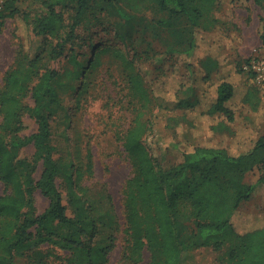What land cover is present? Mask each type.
<instances>
[{
	"label": "rangeland",
	"instance_id": "374dc122",
	"mask_svg": "<svg viewBox=\"0 0 264 264\" xmlns=\"http://www.w3.org/2000/svg\"><path fill=\"white\" fill-rule=\"evenodd\" d=\"M4 2L0 0V10ZM117 6L123 7L131 19L120 15ZM3 9L9 15L0 32V90L24 39H27L31 57L42 55L43 67L61 73L59 103L51 117L54 157L61 167L57 185L70 216L84 213L95 220L94 235L85 236V242L92 245L114 242L105 264H134L124 257L127 237L124 189L133 175L124 135L138 113L140 101L130 81L133 70L125 66L123 56L134 60L147 87L153 91L156 87L163 90L167 100L180 96L189 103L188 107L177 109L184 115L181 119L184 125L178 126L175 132L164 128L163 139L150 143L157 161L163 157L168 162L179 160L180 148L191 149L195 143L226 146L236 153L245 145L253 146L264 133V84L257 83L245 69L241 72L238 69L251 57L264 54V4L255 0L246 3L225 0L216 10L220 19L218 26L198 33V47L192 57L166 53L170 46L188 47L191 27L184 18L175 20L170 27L160 25L158 21L168 15L160 10L156 0H114L113 3L97 0L78 26L75 39L68 42L59 55L52 52V48L68 29L42 35L34 31L35 20L48 13L42 0H17ZM59 10L66 24L72 22L75 14L72 6H60ZM73 54L82 62L78 74ZM203 61L205 67L201 64ZM207 65L214 70L217 79L226 74L236 86L233 106L241 128L238 133L235 128L219 129L218 133L212 128L218 121L205 110L216 93L211 85L214 80L204 77L205 69H209ZM147 69H150L149 74ZM25 104L20 134L31 135L38 128L31 114L34 104L31 96L26 98ZM158 110L154 102H149L143 119ZM1 118L2 115L0 121ZM191 120L200 124L194 130ZM177 141H180L179 148L169 145ZM19 157L32 162L33 177L37 180L43 161L36 156L34 145L21 148ZM263 176L264 164L247 172L246 181L255 185V191L240 207L244 215L257 216V220L264 219ZM4 191L5 184L0 179V196ZM33 201L37 214L50 205V200L39 189L35 190ZM35 234L34 241L38 243L32 247L49 251L47 261L75 264L70 262L67 250L41 241L47 233L42 237ZM30 254L31 249L19 250L15 264H35Z\"/></svg>",
	"mask_w": 264,
	"mask_h": 264
},
{
	"label": "trees",
	"instance_id": "16d2710c",
	"mask_svg": "<svg viewBox=\"0 0 264 264\" xmlns=\"http://www.w3.org/2000/svg\"><path fill=\"white\" fill-rule=\"evenodd\" d=\"M16 1L5 0L4 7ZM42 1L48 13L35 20L34 31L42 35L68 29L52 48V52L59 55L66 44L75 39L78 26L97 0ZM224 1L156 0L160 10L168 15L158 21L160 25L170 27L175 20L184 18L191 27L188 47L170 46L166 53L192 57L198 47V33L218 26L220 19L216 10ZM255 1L264 4V0ZM66 5L75 11L68 24L59 10ZM3 8L0 10V32L9 15ZM116 10L127 20L131 19L123 7L117 6ZM42 59L40 54L31 57L27 39L22 40L14 65L6 71L0 90V179L5 184L0 196V264H15L16 253L25 249H31L35 264H55L47 261L49 251L32 247L38 243L34 241L35 233L40 237L47 233L41 241L67 250L71 263L105 264L114 242L86 243L84 237L94 235L95 220L84 213L70 216L57 185L61 167L54 157L56 147L51 139V117L59 103L61 73L43 67ZM72 59L78 74L82 62L74 54ZM122 59L125 66L133 70L130 81L140 101L138 113L124 135V147L133 165V175L124 189L127 235L124 257L134 264H183L184 253L212 247L221 252L219 259L223 264H264V219L257 220L259 217L249 216L251 214L245 216L240 210L242 203L255 191V185L246 181L247 172L264 164V133L253 146L245 145L236 153L226 146L195 143L191 149L180 148L179 160L168 162L163 157L157 161L150 143L163 139L164 128L175 132L178 126L184 125L181 120L184 115L177 109L188 107L189 103L180 96L167 100L158 87L153 91L147 87L134 60L126 56ZM201 64L205 67L204 61ZM244 65L238 68L239 72L244 71ZM208 68L204 77L214 80L211 85L216 96L205 112L218 121L212 128L216 133L219 129L235 128L238 133L241 128L233 106L236 86L226 74L217 79L214 70ZM28 96L33 99L31 114L38 128L31 135H22V117ZM149 102H154L159 110L144 120V108ZM195 121L191 120L193 130L200 125ZM31 143L36 156L43 161V170L37 180L33 177L32 162L19 157L20 149ZM169 145L179 148L180 141ZM37 189L50 200L49 207L41 214L36 213L33 201Z\"/></svg>",
	"mask_w": 264,
	"mask_h": 264
},
{
	"label": "crops",
	"instance_id": "0c3cea01",
	"mask_svg": "<svg viewBox=\"0 0 264 264\" xmlns=\"http://www.w3.org/2000/svg\"><path fill=\"white\" fill-rule=\"evenodd\" d=\"M220 253L212 247H203L189 253H184L183 264H223L219 261ZM215 254L217 256L214 261L213 257Z\"/></svg>",
	"mask_w": 264,
	"mask_h": 264
},
{
	"label": "built area",
	"instance_id": "2783aa9c",
	"mask_svg": "<svg viewBox=\"0 0 264 264\" xmlns=\"http://www.w3.org/2000/svg\"><path fill=\"white\" fill-rule=\"evenodd\" d=\"M244 69L254 76L259 84H264V54L251 57L244 65Z\"/></svg>",
	"mask_w": 264,
	"mask_h": 264
}]
</instances>
